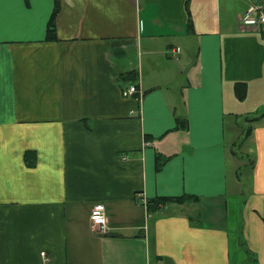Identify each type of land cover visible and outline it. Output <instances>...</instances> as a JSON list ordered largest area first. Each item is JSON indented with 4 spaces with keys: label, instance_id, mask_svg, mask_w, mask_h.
Masks as SVG:
<instances>
[{
    "label": "crops",
    "instance_id": "1",
    "mask_svg": "<svg viewBox=\"0 0 264 264\" xmlns=\"http://www.w3.org/2000/svg\"><path fill=\"white\" fill-rule=\"evenodd\" d=\"M255 1L0 0V264H264Z\"/></svg>",
    "mask_w": 264,
    "mask_h": 264
},
{
    "label": "built area",
    "instance_id": "2",
    "mask_svg": "<svg viewBox=\"0 0 264 264\" xmlns=\"http://www.w3.org/2000/svg\"><path fill=\"white\" fill-rule=\"evenodd\" d=\"M242 25L256 27L264 30V0H258L253 2L240 17ZM180 48H175V52L179 51ZM139 93L136 84H130L128 87L123 88L122 94L124 96H133ZM147 205V201H143ZM90 220L93 228L100 233H107L109 231L108 217L106 214L105 207L98 203L93 206L90 213ZM44 253V252H43Z\"/></svg>",
    "mask_w": 264,
    "mask_h": 264
},
{
    "label": "trees",
    "instance_id": "3",
    "mask_svg": "<svg viewBox=\"0 0 264 264\" xmlns=\"http://www.w3.org/2000/svg\"><path fill=\"white\" fill-rule=\"evenodd\" d=\"M57 12H58V3L56 4V8L54 9V12H53L52 17H51L50 22H49L48 36H47L48 39H56L57 38L56 27H55V17H56ZM235 92L240 99H244L246 97V93H247V84H245L244 82H237L235 85ZM261 115H264V113ZM257 118L259 119V116L254 117V119H257ZM246 120L247 121L250 120V117L246 116ZM178 126H186V122L182 121V123H181V120H178ZM250 131H251V128H249L248 132H250ZM30 152L34 153V155L32 157L29 156ZM25 159L29 165H34L36 162L35 152L30 151V150L27 151L25 153ZM163 161H164V158L162 156L158 155L157 156V164L161 165L163 163ZM197 199H199L198 196L193 195V194H188V193H185L183 195H178V196H159V197L152 198V199L148 200L147 206H148L149 211H156V210H161L163 208L162 204H166L168 202L182 203V202H185L188 200H197Z\"/></svg>",
    "mask_w": 264,
    "mask_h": 264
},
{
    "label": "rangeland",
    "instance_id": "4",
    "mask_svg": "<svg viewBox=\"0 0 264 264\" xmlns=\"http://www.w3.org/2000/svg\"><path fill=\"white\" fill-rule=\"evenodd\" d=\"M185 53V52H184ZM261 114H263L262 112H255L254 114H252L251 116H250V120H246V118H244V124H242V126L240 127V133L242 134V135H244L242 138H240L239 140H238V144L236 145V150L237 151H239V152H243L245 155H246V152H247V145H249V143L247 142L246 144H244L243 146H241L242 145V143L244 142V140L246 139V137H247V132H248V130H249V128H250V126L252 125V123L253 122H257L258 120V118L257 119H254V117H257V115H259V120L260 121H263V119H264V115H261ZM261 115V116H260ZM253 117V118H252ZM245 162V161H244ZM243 163V162H242ZM232 165H233V160H232ZM246 169H247V167L246 166H241V170H242V172H246ZM234 170H233V168H232V177H234ZM162 206H164V204H162Z\"/></svg>",
    "mask_w": 264,
    "mask_h": 264
}]
</instances>
